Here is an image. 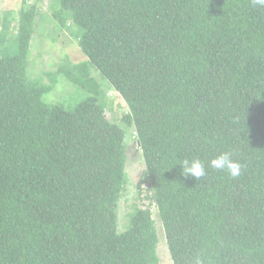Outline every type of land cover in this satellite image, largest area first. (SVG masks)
Listing matches in <instances>:
<instances>
[{
    "label": "trees",
    "instance_id": "trees-1",
    "mask_svg": "<svg viewBox=\"0 0 264 264\" xmlns=\"http://www.w3.org/2000/svg\"><path fill=\"white\" fill-rule=\"evenodd\" d=\"M43 1L19 11L0 52V264H159L152 204L174 264H264V8L52 0L46 25L72 30L87 59L45 84L28 75ZM60 74L85 91L74 108L44 99ZM109 88L128 106L119 120L106 114ZM132 127L150 206L121 230ZM225 151L239 176L210 166ZM186 159L205 175L185 173Z\"/></svg>",
    "mask_w": 264,
    "mask_h": 264
},
{
    "label": "rangeland",
    "instance_id": "rangeland-1",
    "mask_svg": "<svg viewBox=\"0 0 264 264\" xmlns=\"http://www.w3.org/2000/svg\"><path fill=\"white\" fill-rule=\"evenodd\" d=\"M51 1L45 0L38 4L40 14L36 18L35 32L29 53V77L45 84L53 83L52 78L50 79L47 74L54 73L53 71H57L64 63L68 61L79 63L87 59L78 44L77 38L72 35V30L65 27L58 29L55 23H51V21H48L50 24L46 25V17L44 16L47 11L51 12ZM34 3V0H0V31L4 27V19L10 20V30L6 34L5 43L0 42V52H9L10 38L16 36V27L19 24V11L22 8L28 9ZM13 44L16 46L15 43ZM93 72L97 75L96 71ZM97 77L99 76L97 75ZM106 92L109 97L107 117L119 120L128 111L127 103L114 89L109 88ZM85 97V91L70 82L65 74H60L53 89L44 95L45 101L62 104L70 108H74ZM134 130V127L129 128L127 133L128 154L125 168L128 183L119 205L121 230L130 227L129 218L136 205L142 208L150 206V199L146 197V191L144 190L142 195H139L138 185L145 167V161H143L142 151L139 154V149L135 147ZM143 188L146 189V185L143 184ZM151 209L159 235V264H174L159 211L154 204L151 205Z\"/></svg>",
    "mask_w": 264,
    "mask_h": 264
},
{
    "label": "clouds",
    "instance_id": "clouds-1",
    "mask_svg": "<svg viewBox=\"0 0 264 264\" xmlns=\"http://www.w3.org/2000/svg\"><path fill=\"white\" fill-rule=\"evenodd\" d=\"M253 6H259L264 8V0H252ZM183 170L187 174H191L197 178L205 175L204 164L199 160H184ZM211 167L222 170L229 175L236 177L241 174V164L231 158V154L227 151L216 155L213 159L209 161Z\"/></svg>",
    "mask_w": 264,
    "mask_h": 264
},
{
    "label": "water",
    "instance_id": "water-1",
    "mask_svg": "<svg viewBox=\"0 0 264 264\" xmlns=\"http://www.w3.org/2000/svg\"><path fill=\"white\" fill-rule=\"evenodd\" d=\"M137 143H138V146H141V143H140V141H139V140L137 141Z\"/></svg>",
    "mask_w": 264,
    "mask_h": 264
}]
</instances>
